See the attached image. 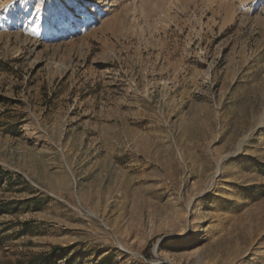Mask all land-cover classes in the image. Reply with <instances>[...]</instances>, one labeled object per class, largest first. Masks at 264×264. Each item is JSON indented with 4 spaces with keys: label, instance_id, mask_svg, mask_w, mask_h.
<instances>
[{
    "label": "rangeland",
    "instance_id": "obj_1",
    "mask_svg": "<svg viewBox=\"0 0 264 264\" xmlns=\"http://www.w3.org/2000/svg\"><path fill=\"white\" fill-rule=\"evenodd\" d=\"M25 2L0 0V264H264V0Z\"/></svg>",
    "mask_w": 264,
    "mask_h": 264
},
{
    "label": "snow or ice",
    "instance_id": "obj_2",
    "mask_svg": "<svg viewBox=\"0 0 264 264\" xmlns=\"http://www.w3.org/2000/svg\"><path fill=\"white\" fill-rule=\"evenodd\" d=\"M12 6H15L17 3L21 5L22 8L29 7V4L25 2V0H11ZM40 5L39 3L35 4L36 12H39Z\"/></svg>",
    "mask_w": 264,
    "mask_h": 264
},
{
    "label": "bare ground",
    "instance_id": "obj_3",
    "mask_svg": "<svg viewBox=\"0 0 264 264\" xmlns=\"http://www.w3.org/2000/svg\"><path fill=\"white\" fill-rule=\"evenodd\" d=\"M73 27V26H72ZM71 28V25L70 24H66V26L64 27V28H62V30H61V32H66V31H69V29ZM79 30H81V29H79V28H75L74 29V31H79ZM20 33V32H19ZM218 167H219V165H218ZM218 169V168H217Z\"/></svg>",
    "mask_w": 264,
    "mask_h": 264
}]
</instances>
